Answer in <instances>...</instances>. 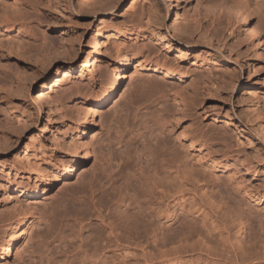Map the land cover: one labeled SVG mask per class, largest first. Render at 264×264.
<instances>
[{
  "label": "rangeland",
  "instance_id": "obj_1",
  "mask_svg": "<svg viewBox=\"0 0 264 264\" xmlns=\"http://www.w3.org/2000/svg\"><path fill=\"white\" fill-rule=\"evenodd\" d=\"M23 1L34 5L32 30L1 43L9 52L1 58L0 187L40 195L13 193L19 215L9 199L0 206V252L3 235L34 212L0 264H226L214 248L244 252L240 264H264V49L198 0H188L181 19L177 0ZM250 12L264 36V7ZM126 30L147 36L119 35ZM187 30L195 31L190 43L181 39ZM157 59L188 78L154 72ZM126 60L88 135L91 157L62 177L55 169L72 157L69 137L82 119L73 104ZM190 124L206 139L199 134L195 148L179 152L198 182L171 149L177 127ZM242 211L244 230L232 220L224 226L223 215Z\"/></svg>",
  "mask_w": 264,
  "mask_h": 264
},
{
  "label": "bare ground",
  "instance_id": "obj_2",
  "mask_svg": "<svg viewBox=\"0 0 264 264\" xmlns=\"http://www.w3.org/2000/svg\"><path fill=\"white\" fill-rule=\"evenodd\" d=\"M117 1L118 0H110V2H108V3L109 4L115 3ZM216 1H218L219 5L211 6V5H206L203 2V0L202 1L198 0L197 6L201 5L202 7H205L206 9H214L215 11H217V13L225 14L226 17L228 18V24L229 25H231L235 21V23H237L240 26L239 28L242 29L245 38H247L248 40L250 39L254 43H256L257 48L264 49V36H262V28L254 23V20H252V16H251L253 11L250 12V10L252 8H254V10H259V7H261V6L264 7L261 4L260 0H233L231 3L228 0H216ZM108 3L106 5H108ZM177 3H178L177 5L179 7V9L177 11V15H178L177 17L181 19L182 15L180 13V10L188 9V7H189V4L187 5L188 0H177ZM33 9H34V5H33V3L30 4V1L0 0V74H3V72H5V70L4 71L2 70L3 64H2L1 58L3 56H5V53H7V51L9 52L8 49L6 50V52L1 51L2 47H3L1 44V43H3V39L4 38L5 39L12 38L14 36V35L12 36V34H15V36H19V35L24 34L26 31L28 32L29 29H31V25L33 24V21L30 18V17H32L31 12ZM165 11L167 12V15H168L169 14L168 6L166 7ZM113 14H114V12H112V10L107 11L106 17L111 16ZM232 20H234V21L232 22ZM199 27L200 26H198V28ZM194 30H197V29H194ZM194 30H193V32H190L189 30H187L186 35H188V36L187 37L182 36V38H181L182 41L186 42V43L192 42L194 39V32H195ZM201 30H203V29H201ZM201 30L199 29V33L201 32ZM126 32H127L128 36L125 35ZM126 32L125 33L120 32L119 35L123 36V37H128V38H131L132 36H134V37L136 36L137 39L144 38L147 36L146 33H141L139 31H133V30L127 31L126 30ZM153 33H154V31H153ZM153 33L150 31V33H148V34L152 35ZM204 34H205V36H210L211 32L209 33L208 31H205ZM99 36H101V34ZM209 41H211V40H209ZM146 46H147V44L144 45V48ZM162 60L157 59L152 64L151 69L154 72L162 73L165 78L171 77L172 79H177L179 81L188 78L187 74L178 73L177 69L171 68L168 61H162ZM129 63H130L129 60H126L124 63H117L114 67H112L110 73L107 76V79L102 81L99 88L94 89L92 91V94L89 97H87L86 99H84L82 102L76 103V105L73 104L75 109L79 111V114H81L82 119L79 121V125L76 126L77 131L75 133H71V135L69 137V149L71 150L72 157L70 159H64L60 163V165H58V167L55 169L61 174L62 177L67 176V174L69 172H73L76 169V167L80 164L81 161L84 162L85 160H87L91 157V152H92L91 148H90L91 142L88 139V135L91 132V130L97 125V122L99 119L98 114H99L100 108L102 106H104L113 97L116 90L118 89L119 84H120V82H119L120 81L119 80L120 74L119 73H121V71H124V68H127ZM157 88H159L158 85H157ZM169 88H170V90L175 91L176 87L173 85L172 86L170 85ZM174 93L176 94V96L174 95L175 96L174 98L177 99L178 101H180L178 99V96H177V95H179V91H175ZM181 101L185 102V98H183ZM199 134H201L202 138L206 139V135L203 133H199L198 129H196L193 124L187 125V127H177V130L175 131V139H176L177 144L171 147L174 159L177 162L183 163L182 165L185 166L184 175L185 176H187V175L191 176L193 178V180H195L197 182H198V177L195 174L197 171L194 169L193 166H190V168H187V165H185L186 160L184 159L185 161H182L184 156H180L181 154L179 151L182 150L184 145H187V144H188V146H187L188 149L191 150V149L195 148L197 146V143H198L197 138L199 137ZM205 143H206V141H205ZM185 154L187 155V153H185ZM209 154H210L209 148L207 147L206 156L209 157ZM197 160H199V159H197ZM197 160H195V161H197ZM197 162H199V163H197ZM197 162H196V164L198 165L202 161L200 160ZM205 165L207 166V163ZM195 168L197 169L198 167H195ZM212 168L215 170V166H213ZM55 178L58 179V177L56 175H55ZM185 182H186V180L182 179V182H180V185L181 186L186 185ZM11 186L12 187H9L8 189H5L4 188L5 186L0 187V197L3 200L0 202V206L3 207L4 202H6L9 199L15 205L14 206L15 209L13 207V209H14L13 211L17 212L16 214L19 215V214H22L20 212L21 211L20 207H17V206H19L18 205L19 200L17 199L18 204L16 205L15 202L13 201L12 194L13 193L17 194V197H22V196L30 197V196H38L39 192L37 191L38 189L34 188V187H31L30 189H22V188L17 187V186L13 187V184H11ZM51 189H52L51 187L44 186L42 188L43 194H49ZM6 195H7V197H6ZM184 198H185V196H184ZM64 201L65 202L63 203V207L65 209V212L62 210V212H60L58 214L59 216L65 215L66 212H68L67 211L68 207L71 205L70 199H66ZM27 210L28 211L23 214V216H24L23 219H21V221L17 222L13 226V228H11L10 233L3 235L4 236L2 239L3 240V249L0 252V262L7 260L11 256L14 247L17 245V243L19 241L20 235L24 233V231L20 233L19 230L24 229V228H28L30 226V224L32 223V220H33L32 217L34 216L33 215L34 212L31 209V207H29ZM100 215H102V214H100ZM98 218L101 220L102 224H105L106 220L104 219V217L98 215ZM222 219H224V221H225V222H223L224 226H227L228 221L232 220L233 224H235L236 226H238L240 228V230H239L240 232L242 230H244V225L246 224L247 221H249L247 214H244L243 211L238 213V215L236 216L235 219H228V217H226L225 215L222 216ZM79 220L80 219H78V220L75 219V222L80 224L81 221H79ZM215 222H216V218H215V220H213V224ZM66 225H67V223H66ZM108 225L109 224H107L106 227H110V225L109 226ZM110 230H111L110 234L112 232H114L112 227H110ZM224 230L225 231L227 230L226 227H224ZM1 243H2V241H1ZM211 249L213 250V246H212V248H210V251H211ZM96 251H99V250L97 249ZM213 251H214L215 255L218 256L219 259L224 260L226 262V264H240L241 262L242 263L245 262L246 254L244 252L239 253V254L236 253L233 255L232 252H229L226 248H224L223 250H220L221 252L218 250V248H214ZM234 253H235V251H234Z\"/></svg>",
  "mask_w": 264,
  "mask_h": 264
}]
</instances>
